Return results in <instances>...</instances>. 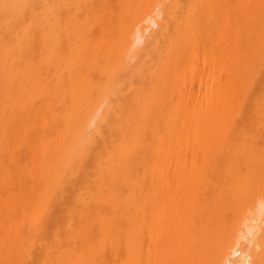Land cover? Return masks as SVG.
<instances>
[{"label": "bare ground", "instance_id": "obj_1", "mask_svg": "<svg viewBox=\"0 0 264 264\" xmlns=\"http://www.w3.org/2000/svg\"><path fill=\"white\" fill-rule=\"evenodd\" d=\"M0 264H264V0H0Z\"/></svg>", "mask_w": 264, "mask_h": 264}]
</instances>
